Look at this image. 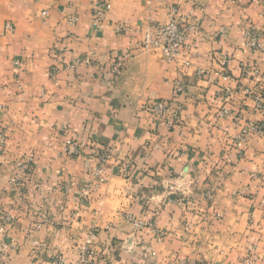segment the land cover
<instances>
[{
    "label": "crops",
    "instance_id": "0c3cea01",
    "mask_svg": "<svg viewBox=\"0 0 264 264\" xmlns=\"http://www.w3.org/2000/svg\"><path fill=\"white\" fill-rule=\"evenodd\" d=\"M98 1L0 0V264H264V0Z\"/></svg>",
    "mask_w": 264,
    "mask_h": 264
},
{
    "label": "built area",
    "instance_id": "2783aa9c",
    "mask_svg": "<svg viewBox=\"0 0 264 264\" xmlns=\"http://www.w3.org/2000/svg\"><path fill=\"white\" fill-rule=\"evenodd\" d=\"M110 7L106 0H99L97 8L93 14V24L96 27H100ZM197 26L188 22V19L179 17L177 13H174L166 23H157L153 27L141 29V40L136 46V51L146 52L161 55L163 58L171 62L179 60L184 61V66H188L186 61V55L190 51L191 46L187 43L190 35L194 33ZM246 48L252 51L263 50V45L260 42V36L252 28L245 31ZM224 64H226L224 62ZM113 73L119 75L121 68L119 63L114 65ZM256 108L264 113V101L257 99L255 101ZM157 114H163L165 107L160 104L154 107ZM224 111L222 114H225ZM262 126H250L248 129L243 130L241 134L236 138V145L241 148L242 142L250 132H262ZM64 153L70 157H77L81 153V149L77 147L72 141L67 140L65 142ZM99 166H104L109 159V151L101 150L97 157ZM97 174L101 175L102 171L98 170ZM52 264H65L62 258H57ZM247 264H255L254 260L249 259Z\"/></svg>",
    "mask_w": 264,
    "mask_h": 264
}]
</instances>
